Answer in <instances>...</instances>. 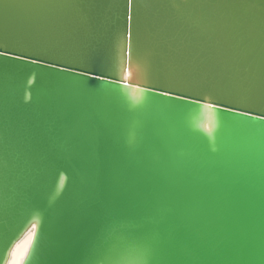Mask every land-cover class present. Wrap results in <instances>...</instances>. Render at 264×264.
Returning <instances> with one entry per match:
<instances>
[{
    "label": "water",
    "instance_id": "95a60500",
    "mask_svg": "<svg viewBox=\"0 0 264 264\" xmlns=\"http://www.w3.org/2000/svg\"><path fill=\"white\" fill-rule=\"evenodd\" d=\"M264 264V0H0V264Z\"/></svg>",
    "mask_w": 264,
    "mask_h": 264
},
{
    "label": "bare ground",
    "instance_id": "6f19581e",
    "mask_svg": "<svg viewBox=\"0 0 264 264\" xmlns=\"http://www.w3.org/2000/svg\"><path fill=\"white\" fill-rule=\"evenodd\" d=\"M33 232L30 231L21 241H19L11 252L10 259L7 264H22L25 259L31 241Z\"/></svg>",
    "mask_w": 264,
    "mask_h": 264
}]
</instances>
